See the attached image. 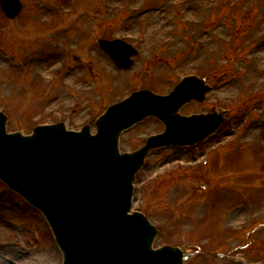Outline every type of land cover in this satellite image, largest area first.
Wrapping results in <instances>:
<instances>
[{"label":"rangeland","instance_id":"374dc122","mask_svg":"<svg viewBox=\"0 0 264 264\" xmlns=\"http://www.w3.org/2000/svg\"><path fill=\"white\" fill-rule=\"evenodd\" d=\"M20 1L16 19L0 11V111L7 131L27 135L37 125L62 122L68 130L89 125L94 132L98 116L133 91L163 95L184 76L203 78L211 87L205 101L179 113L222 109L225 122L193 146L152 151L136 174L132 209L158 228L154 247L177 246L191 255L183 264H264V62L254 81L246 78L252 37L264 30V0H213L200 26L218 24L224 36L211 55L199 56L197 35L176 9L166 16L173 44L145 42L144 18L123 31L131 4L141 11L165 0H114L113 8L108 0ZM100 38L132 45L133 67L117 70L97 47ZM163 128L146 118L122 134L119 148L132 152ZM0 248L10 250L14 264H62L44 217L1 182Z\"/></svg>","mask_w":264,"mask_h":264},{"label":"water","instance_id":"95a60500","mask_svg":"<svg viewBox=\"0 0 264 264\" xmlns=\"http://www.w3.org/2000/svg\"><path fill=\"white\" fill-rule=\"evenodd\" d=\"M15 18L18 0H0ZM118 67L129 69L136 52L121 41L98 40ZM204 81L186 77L167 96L134 92L110 105L90 127L67 131L64 124L38 126L31 136L7 134L0 112V179L45 215L63 253V264H182L180 249H152L157 230L138 212L130 214L132 183L144 158L154 148L190 145L203 140L224 121V112L180 116L195 98L204 100ZM154 116L165 126L132 153H120L121 132Z\"/></svg>","mask_w":264,"mask_h":264},{"label":"bare ground","instance_id":"6f19581e","mask_svg":"<svg viewBox=\"0 0 264 264\" xmlns=\"http://www.w3.org/2000/svg\"><path fill=\"white\" fill-rule=\"evenodd\" d=\"M134 3L139 2L140 0H133ZM251 1V0H249ZM107 4L109 7H115L114 0H108ZM132 5V15H130L131 22L123 26V31H128L132 28L133 24L140 18H144L145 23V42L148 41L150 44L155 45H170L175 42V40L169 35V18H167L168 11L171 9H176L179 12V16L182 18V22L189 25V28L197 35V49L198 53L196 56L209 53L211 55L210 47L214 42H217L218 39H223V32L220 29L219 25H215L212 28L205 29L200 26V20L205 16V14L211 10L214 6L213 0H203V2L195 5L192 1H179V0H165L160 6H151L145 10H136ZM113 6V7H112ZM132 30V29H131ZM218 35V36H217ZM252 39L256 43V48L251 51V54L248 56L249 63L248 69L249 72L246 75V78L249 82L254 81L256 76L259 74L260 66L264 62V30H260L253 35ZM39 61L36 60V63ZM0 65H4L2 56L0 55ZM36 75H39L36 73ZM39 76H43L41 73ZM258 129L254 126L251 129V133L256 135ZM237 214V213H236ZM10 250L8 248H0L1 256L0 264H14L10 262V258L6 257V253Z\"/></svg>","mask_w":264,"mask_h":264}]
</instances>
